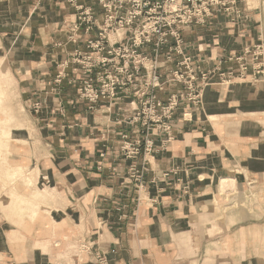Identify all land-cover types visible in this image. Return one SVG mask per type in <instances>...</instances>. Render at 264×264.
<instances>
[{"label": "crops", "instance_id": "1", "mask_svg": "<svg viewBox=\"0 0 264 264\" xmlns=\"http://www.w3.org/2000/svg\"><path fill=\"white\" fill-rule=\"evenodd\" d=\"M74 5L102 22L96 0H0V55L27 119L5 152L7 165L39 168L37 185L47 189L39 203L20 178L0 180L46 209L15 214L0 206V264H93L96 253L108 264H264V62L257 73L249 66L243 82L222 85L219 76L238 74L235 58L245 48L264 47V0L240 1L245 17L235 24L217 10L181 29L184 52L197 71L210 72L202 103L182 102L171 139L154 131L153 151L140 146L134 156L126 147L144 135L127 122L131 92L90 104L80 81L71 83L81 76L65 62L98 31H71ZM167 49L162 80L181 59H167ZM180 91L166 84L156 95L166 101Z\"/></svg>", "mask_w": 264, "mask_h": 264}, {"label": "built area", "instance_id": "2", "mask_svg": "<svg viewBox=\"0 0 264 264\" xmlns=\"http://www.w3.org/2000/svg\"><path fill=\"white\" fill-rule=\"evenodd\" d=\"M73 2V0H68ZM245 0H96L102 12V22L96 24L93 10L89 6L74 5L76 20L71 31L83 27L85 32L97 28L95 39L87 40L86 50H75L65 66L74 65L80 78L71 79L78 87L79 96L95 104L100 100L114 101L120 92H131L128 101L133 112L130 125L139 124L143 140L136 139L128 148V154L139 153L140 146L144 154L153 151V141L149 135L154 131L166 134L163 139H171V118L176 108L187 102L193 108L202 103L203 90L208 86L209 71H197L192 56L186 54L181 36V29L192 24L204 23L215 11L222 10L233 24L244 16L238 3ZM69 38L73 41V35ZM167 46V56H181L174 69L168 71L164 80L159 69V56ZM237 75L232 70L219 73L220 84L230 85L245 80V72L250 66L252 71H259L264 62V47L261 44L245 48L240 57ZM252 61V62H249ZM63 78L62 71L55 78L59 84ZM180 84L182 91L171 93L166 101L156 95L163 91L166 84ZM128 93V92H126ZM92 106H90L91 108ZM126 137V134L123 135ZM130 147V148H129ZM147 161V160H146ZM142 170H146L144 166ZM131 176L140 180L142 173L137 172L136 165L130 168ZM139 186L141 181H139ZM81 252L91 249L89 244L81 245ZM93 264H108L102 253H96Z\"/></svg>", "mask_w": 264, "mask_h": 264}, {"label": "rangeland", "instance_id": "3", "mask_svg": "<svg viewBox=\"0 0 264 264\" xmlns=\"http://www.w3.org/2000/svg\"><path fill=\"white\" fill-rule=\"evenodd\" d=\"M1 58L2 56L0 55V59ZM0 89L3 90L4 92V94L1 93L2 95H0L1 96L0 107L2 106L10 107V109L15 114L16 121L18 122L19 131L23 130V128L26 127L27 119L25 118V115H24L23 106L19 102H17V104H15L14 102L17 100V92L15 89L13 78L10 83H7L2 77H0ZM18 139L19 138H17V140ZM9 146H11V144H9ZM39 174H40L39 168H35L32 170L27 169L24 166H21V167L17 166L16 168H14V167L8 166L7 163H4V162L0 163V180H2V178L5 177L7 180H10L13 182L20 178L27 187H30L32 191H34L32 193L33 199L36 202L40 203L41 201H44L45 195L47 194V189L46 187L41 188L37 185L36 179L39 176ZM42 176H43L42 179L45 181V179H47L46 176L45 175H42ZM3 188H5L6 191L10 189V187L7 185L5 187L0 188V191ZM4 193L0 195V206H3V204L12 206V208L8 207V209L12 213L22 214L25 212V207L22 205H19L17 202L24 203L30 208H34L37 214L40 210H46L45 208H43L45 205L38 206L34 201L27 200L24 195H19L14 187H11V190H9V192H4Z\"/></svg>", "mask_w": 264, "mask_h": 264}, {"label": "bare ground", "instance_id": "4", "mask_svg": "<svg viewBox=\"0 0 264 264\" xmlns=\"http://www.w3.org/2000/svg\"><path fill=\"white\" fill-rule=\"evenodd\" d=\"M0 77H2L7 83L12 81L4 58L0 59ZM1 93L4 94L3 90L0 89V95H2ZM16 131H19V127L14 112L8 106L0 107V163H7L8 155L6 156L5 152L12 140L17 141L18 137L15 135ZM20 205L24 206L25 210H30L26 204L20 203Z\"/></svg>", "mask_w": 264, "mask_h": 264}]
</instances>
